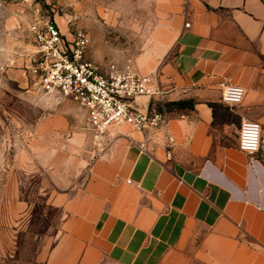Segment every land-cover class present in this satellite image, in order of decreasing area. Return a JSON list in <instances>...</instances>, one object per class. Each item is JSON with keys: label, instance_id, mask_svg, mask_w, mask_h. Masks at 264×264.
<instances>
[{"label": "crops", "instance_id": "crops-1", "mask_svg": "<svg viewBox=\"0 0 264 264\" xmlns=\"http://www.w3.org/2000/svg\"><path fill=\"white\" fill-rule=\"evenodd\" d=\"M152 2L135 68L166 123L114 132L60 201L46 264H264V0ZM228 84L244 87L239 105L222 101ZM244 120L261 126L256 153L238 148Z\"/></svg>", "mask_w": 264, "mask_h": 264}, {"label": "rangeland", "instance_id": "rangeland-1", "mask_svg": "<svg viewBox=\"0 0 264 264\" xmlns=\"http://www.w3.org/2000/svg\"><path fill=\"white\" fill-rule=\"evenodd\" d=\"M152 1L0 0V264H46L60 201L114 145L94 135L78 103L40 91L30 27L48 21L69 37L81 29L89 61L135 68L155 23Z\"/></svg>", "mask_w": 264, "mask_h": 264}, {"label": "built area", "instance_id": "built-area-1", "mask_svg": "<svg viewBox=\"0 0 264 264\" xmlns=\"http://www.w3.org/2000/svg\"><path fill=\"white\" fill-rule=\"evenodd\" d=\"M30 30L34 41L31 73L40 91L78 103L85 112L88 128L97 138L111 139L123 126L143 133L165 125L163 112L148 109L140 101L142 97L161 93L150 75L140 73L132 65L119 67L110 63L101 69L86 58L89 37L81 29L69 37L46 21L34 23ZM244 95V87L228 84L223 87L221 99L236 106ZM139 148L144 150L145 142L140 143ZM238 148L247 153L260 150L258 122H241Z\"/></svg>", "mask_w": 264, "mask_h": 264}]
</instances>
